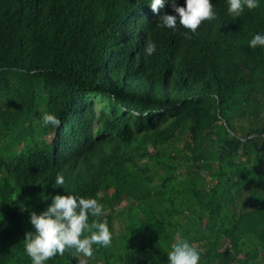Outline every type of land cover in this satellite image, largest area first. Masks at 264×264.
<instances>
[{
	"label": "trees",
	"instance_id": "16d2710c",
	"mask_svg": "<svg viewBox=\"0 0 264 264\" xmlns=\"http://www.w3.org/2000/svg\"><path fill=\"white\" fill-rule=\"evenodd\" d=\"M212 2L189 39L149 0H0V264H31L30 211L64 191L103 204L112 243L47 264H166L180 238L264 264V0Z\"/></svg>",
	"mask_w": 264,
	"mask_h": 264
},
{
	"label": "clouds",
	"instance_id": "9594fccd",
	"mask_svg": "<svg viewBox=\"0 0 264 264\" xmlns=\"http://www.w3.org/2000/svg\"><path fill=\"white\" fill-rule=\"evenodd\" d=\"M153 11L160 13L158 21L162 26L175 29L177 22L190 32H185L187 38L196 33L204 21L215 20L217 12L214 10L212 0H185L184 4L177 0H149ZM228 12L234 17L241 16L245 8L255 9L260 0H227ZM169 4L174 12H161ZM177 13L179 15H177ZM250 46L264 48V31H256L252 35ZM157 44L148 40L145 45V54L155 52ZM45 124L59 125L60 118L51 111L43 114ZM65 184V176L58 173L54 185ZM105 212L103 204L94 196H85L75 192H57L52 195L51 202L37 212L30 211V221L33 229L26 233L25 249L31 258V264H47L49 258L60 254L66 249H75L85 257L94 254L93 244L110 246L112 232L107 219H101ZM91 214L94 219L89 220ZM87 232V235L84 233ZM166 264H199L201 253L188 239L180 238L171 245L167 252ZM78 264H87L86 259H79Z\"/></svg>",
	"mask_w": 264,
	"mask_h": 264
},
{
	"label": "rangeland",
	"instance_id": "374dc122",
	"mask_svg": "<svg viewBox=\"0 0 264 264\" xmlns=\"http://www.w3.org/2000/svg\"><path fill=\"white\" fill-rule=\"evenodd\" d=\"M123 203H126V202H123ZM120 207H122V205ZM118 227H120V226H118Z\"/></svg>",
	"mask_w": 264,
	"mask_h": 264
}]
</instances>
